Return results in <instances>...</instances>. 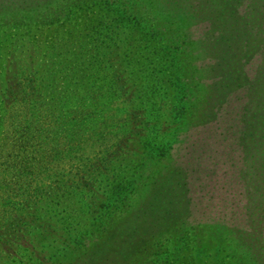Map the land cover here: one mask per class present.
Instances as JSON below:
<instances>
[{
    "label": "rangeland",
    "instance_id": "rangeland-1",
    "mask_svg": "<svg viewBox=\"0 0 264 264\" xmlns=\"http://www.w3.org/2000/svg\"><path fill=\"white\" fill-rule=\"evenodd\" d=\"M147 1L0 20V264H83L115 202L152 179L151 232L165 244L154 264H252L236 244L245 232L264 238V140L248 136L250 91L211 97L205 85L199 100L180 97L183 72L160 57L162 40L118 15ZM45 19L56 24H33ZM180 30L193 52L185 77L199 76L209 62L196 43L212 26L199 18ZM254 55L242 63L248 84L264 62ZM106 250L102 264L116 257L114 244Z\"/></svg>",
    "mask_w": 264,
    "mask_h": 264
},
{
    "label": "trees",
    "instance_id": "trees-1",
    "mask_svg": "<svg viewBox=\"0 0 264 264\" xmlns=\"http://www.w3.org/2000/svg\"><path fill=\"white\" fill-rule=\"evenodd\" d=\"M95 1L0 0V20L6 19L7 16H19L24 12H32L33 15L41 16L44 10L49 8L53 10L57 7L61 9L67 7L66 9H68V7H71L70 5L74 4H79L81 10L114 5V0H97L96 3L89 6V2L93 3ZM237 1L148 0L146 9L143 11L138 10V13L131 11L127 4L125 7V3H121L123 4L121 11L117 14L125 21L132 22L133 27L146 28L149 32L151 31V39L162 40L163 47L161 48L162 54L160 57L163 59L168 58L173 65L175 74L178 71L183 72L180 76L174 75L180 97L184 96L183 98L188 101L197 98L199 100L201 97H198L197 93H200L205 85H207L211 94L214 93L210 95L211 97H215V93L218 96L221 93H226L230 86L231 90L248 88L251 95V108L248 112V136L249 138L254 137L264 140V62L259 69L257 78L250 84L247 82L245 73L247 65L242 64L243 60L253 58L254 54L259 51L264 54V0H256V6L244 14H240L236 9ZM258 2L259 5H257ZM171 15L177 16L178 21L172 19ZM199 18L203 24L208 22L212 26L209 35L196 43L199 48L198 54H203L209 65L203 72H200L199 76L189 73L188 77L190 78L186 79L187 68L192 67V63L189 62L188 58L189 55H193V52L192 47L188 46L185 37L181 34L180 28L186 20H198ZM33 24L38 26L39 30H47L56 24V20L45 19ZM194 72H197V70H194ZM205 82H209V84ZM184 107L186 108V104ZM257 173L261 174V171L258 170ZM253 175L252 171L249 177L253 179ZM261 175L263 176L264 173ZM152 180L142 189L126 193L119 200L122 202H115L116 212H119L120 216L117 217L119 213L113 214L115 217H112L109 224L104 228L105 234L102 232L103 235L97 241L98 244L94 246L96 250H92V253L90 252L88 257L83 259V264H102L103 260L106 261L102 258L103 254H107L106 247L113 244L117 247L116 257H112L107 264H117L121 260L123 264H154V259L164 253L165 244L160 242L159 233L151 232L152 225L149 221V213L153 202L149 191L150 188L152 190V187L155 186V182ZM120 186H125L123 181ZM258 192L259 190L256 188L253 195L257 197ZM255 199L254 204L258 202L257 198ZM120 205L122 209H119ZM170 222H172L171 218L166 222L165 229L169 227ZM218 233L215 231V237L218 236ZM258 235L257 233L245 232L242 236L236 237L238 248L246 250L247 263L264 264V238ZM143 236L145 239L140 241ZM150 238L154 239L152 243ZM157 240L160 243H157ZM166 262L165 258L163 261H157V263Z\"/></svg>",
    "mask_w": 264,
    "mask_h": 264
}]
</instances>
